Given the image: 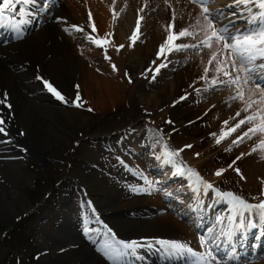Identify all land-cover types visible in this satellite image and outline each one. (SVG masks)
I'll return each mask as SVG.
<instances>
[{"label":"rangeland","instance_id":"374dc122","mask_svg":"<svg viewBox=\"0 0 264 264\" xmlns=\"http://www.w3.org/2000/svg\"><path fill=\"white\" fill-rule=\"evenodd\" d=\"M118 1L126 3L121 7L122 13L118 15L120 23L124 28L133 30L136 22L124 24L125 16L127 10L132 7L129 21H137L143 0ZM145 1L152 9L156 4L161 13L152 12L150 17L142 20L145 35L142 34L136 45L126 51L123 73L134 80L135 86H117L112 79L110 91L113 97H106L102 92L100 100L98 92L95 91L89 95L97 101L87 100V91H82L85 88L82 86L86 74L91 67L99 64V71L95 73L100 76L101 62H106L103 58L98 61L85 60L84 55L79 54L72 43L70 51L82 58L81 66L68 61L69 46L64 50L59 49L56 42H50L52 51L47 54L45 60L48 73L46 72L47 76L44 78L47 82L60 86L68 94V102L65 105L51 101L48 96L34 94L33 90H40V84L43 85L44 81L36 80L38 73L24 58L13 50L9 52L12 56L7 64L13 66L12 72L16 74V80L14 84L6 80L2 86L12 95L10 103L14 108L11 113L16 128L11 130L5 127L8 138L7 135H0L3 139L0 142L3 145L0 153L5 156L0 157V264H60L67 252L78 251L84 246L85 254L72 264H103L95 258L96 254L105 259L95 247L75 243V240L81 238L76 233L77 225L95 216L89 213L85 206L87 198H92L94 206L98 207L101 214L109 217L124 237L134 235L147 239L181 241V236L188 230L200 238L201 235L197 232L199 228H194L191 223L189 225L187 218L182 220L175 215L184 205L174 198L178 197L177 194L174 195L177 188L164 190L167 187H162L158 190L160 185L153 180L152 164L160 161L157 157H161L164 151L162 135L157 130L161 131L166 125V131L171 134V137L167 136L172 140V146L178 150L183 149L178 160L185 164L189 155L198 153L197 159H201V165L194 171L206 180L218 179L212 181L216 189L221 192H233L253 204L258 203L259 199H264L261 195L264 190L262 181L248 180L246 176L241 179V175L235 171L238 168L243 175L247 169V159L255 156L260 158L259 151L245 153L244 157V143L236 146L224 140L217 145L212 136V133H217L218 126V123L214 122H221L226 114L237 112L243 105L231 102V106L221 104L220 108L216 105L204 111L203 100L192 98L188 103H184L187 99L180 100L188 93L195 96L196 89H199L195 87L205 84L200 80L204 68L199 70V67H205V64L196 62V50L189 49L187 52L169 55V71L162 70V77L155 82L139 77L142 73H147V68L156 60L159 46L167 35L165 28L172 22L173 13L177 15L175 30H178L189 22V9L193 8L191 21L197 10L195 4H189L188 1L182 4H179L180 0L167 3L165 0ZM168 5L172 7L169 8ZM117 28L118 25L116 32L119 36L120 30L117 31ZM181 42L184 41H179ZM186 42L195 43L191 40ZM205 52L203 50L200 54H207ZM5 57L7 59V55ZM37 57L44 59L40 50ZM90 57L96 58L98 55L90 54ZM54 59L63 61L62 69L54 66ZM75 60L79 61L77 57ZM50 63L52 67L49 66ZM107 66L106 63V70ZM212 74L209 73L210 76ZM176 76L180 77V80L177 81ZM188 84H193L189 90ZM99 89L100 87H95L94 90ZM77 92L83 102L82 108L75 107L72 103ZM29 96H34L37 101L29 100ZM17 99L20 101H16ZM214 100L215 93L209 94L206 99L208 102ZM89 108L93 111H88ZM205 112L206 115L212 116L204 119L203 124L194 122ZM167 119H170L171 123L166 124ZM116 131L119 132L112 136L111 133ZM234 136L237 134L231 137ZM7 139L14 142L6 144ZM165 144L166 147L169 146L166 142ZM186 145H191V148H185ZM130 163L132 167L128 165ZM218 169L226 171L217 177L214 173ZM140 173L152 182V192L156 193V199L167 207L168 213H164L166 209L163 207L159 213L153 210L155 199L144 200L148 194H137L129 190V185L149 187L139 178ZM170 190H173L172 193ZM35 200L39 202L37 207L33 206ZM176 205L178 206L174 208ZM220 211L218 209V214ZM184 212L188 214L187 206L184 207ZM162 213L172 216V222L178 223V227L162 224L143 227L145 221L153 220L152 214H157L158 219L164 216ZM27 215L30 216L24 218ZM19 218L25 221L18 223ZM87 222L91 226L92 219ZM138 227H141L140 230H137ZM83 230L88 231L91 228L84 227ZM100 234L98 231L97 235ZM71 238L74 244H69ZM187 239L191 238L182 236V242ZM247 264H264V255Z\"/></svg>","mask_w":264,"mask_h":264},{"label":"snow or ice","instance_id":"6c2138e0","mask_svg":"<svg viewBox=\"0 0 264 264\" xmlns=\"http://www.w3.org/2000/svg\"><path fill=\"white\" fill-rule=\"evenodd\" d=\"M190 2L199 5L200 17L197 18L194 26L190 25L175 30L177 15L175 12L173 13L172 22L165 28L166 38L159 46L156 60L152 62L155 67L148 70L151 73L150 79L154 81L161 69L168 66L169 55L187 52L189 49L196 50L197 54L207 50L209 58L203 69V75L200 77V80L206 84L203 91L221 90L222 88L234 89L235 94L229 100L243 105L232 117V120L236 121L234 124L229 126V121H225L219 135L212 133L216 144H221L225 139L244 128L242 133L232 140V144L239 146L245 140L259 138V143L252 151H259L260 158L264 160V83H262L264 82V0H232L231 6L239 9L241 17H247L248 28L245 31L239 29L230 31L227 25L214 23L213 13L209 7L210 4L214 3V0H190ZM168 6L169 8L172 7L171 5ZM39 7H41L39 0H0V28L9 29L22 39L23 28L36 19L38 14L36 9ZM117 16L118 14L114 12L113 21L117 19ZM142 19L143 17H139L136 21V28L129 37V47H134L142 36L140 30ZM89 20L92 21L91 13H89ZM90 26L92 33H95L97 31L95 23L92 22ZM76 30L84 31L78 26ZM107 35L111 36L112 34ZM86 39L104 50L105 59H111L107 54V47L112 44V41L107 36L101 38L87 34ZM189 40L195 41V43L186 42ZM177 41L184 42L177 43ZM122 48L124 45L117 47L116 51L119 52ZM157 61L161 62L157 64ZM112 67L115 71L116 66L113 64ZM210 72L213 73L211 76L209 75ZM37 79L42 78L37 77ZM129 83H132L130 78ZM44 84L57 100L64 103L68 102L50 83L44 81ZM196 91L200 92L201 90L196 89ZM184 99L187 97L182 96L180 98V100ZM72 103L75 107H83L78 92L75 101ZM0 105L11 107L7 104L6 95L0 96ZM88 111H93V109L89 108ZM242 113L245 114L243 117H241ZM4 124V119L0 118V134L7 135L3 127ZM185 148H191V145H186ZM180 151L183 149L175 152L165 151L164 153L167 162L176 165L174 174L185 176L192 181L190 187L196 193L201 190L205 195L209 191L213 192L218 202L226 204L227 215L217 216L214 226L210 227L206 234L200 236L201 250L199 251L193 249L189 243L182 241L156 239L154 241L133 240L124 242L115 240L113 237L114 243L104 245L105 255L113 261V264H127L126 258L128 257L135 260L142 259L138 254L142 248L158 250L169 261L182 260L184 264H222L221 259L215 254L221 248L222 243L234 248L232 241L238 233L242 234L245 229L254 228L257 222L264 223V199L254 198L259 199V202L253 204L233 192H221L213 184L204 181L198 172L177 164L174 158L179 156ZM159 158L157 157V159ZM224 171L226 170L218 169L214 175L219 177ZM235 171L241 175V179H244L238 168ZM139 178L144 180L149 187L140 188L129 185V190L137 194L150 195L154 190L152 182L148 181L142 173L139 174ZM261 195L264 196V190H262Z\"/></svg>","mask_w":264,"mask_h":264},{"label":"bare ground","instance_id":"6f19581e","mask_svg":"<svg viewBox=\"0 0 264 264\" xmlns=\"http://www.w3.org/2000/svg\"><path fill=\"white\" fill-rule=\"evenodd\" d=\"M176 0H167V2H173ZM61 3H64L62 8L57 12L58 13V17H62L65 21V23L71 27H80L83 28L84 31L81 32L79 31V35H82L85 39H86V35L88 33H90V31L92 32L91 26L90 24L92 22L95 23L96 29L97 31L95 33H93V35L99 36L101 38H104L107 36L108 39H110L112 41L111 46L113 47H119L121 45V42H124L125 38H124V33L123 30H120V28H123L122 26L117 28V31L120 30V38L117 35V37L115 38L112 34V32L116 33V26H115V21H113V13L118 9L121 8L124 4L126 3H121L118 0H104V4H106V6H104V4L102 2H100L99 0H61ZM222 3V0H216L215 2V6H211V11L213 13V19H214V23L217 24H221V25H227L230 29V31H235L237 29L241 30L245 27L246 23H242V25H235V19L231 18L232 13L234 12L233 10H229L227 9V6L225 7H220V4ZM47 7V6H46ZM227 10H229L227 12ZM132 12V11H131ZM131 12H127L126 16H125V22L127 23L130 19V13ZM89 13H91L92 16V21L89 20ZM120 13H118L119 15ZM80 16V17H78ZM81 19V20H80ZM243 19V18H241ZM114 22V23H113ZM201 22L203 23V20H201ZM124 23V24H126ZM84 25L87 27H84ZM54 24H49L46 27H42L37 33L33 34L32 37L30 38H26L24 41H21L17 44L15 43H10L8 45V47H2L0 46V50H7L10 47H13V49H17L18 53L20 54V56L25 57L26 61H30L33 64L35 63H39L38 67L34 68L36 69L40 75L42 77H45L46 72L48 73V69L46 67L45 64V60L47 57V54L49 52L52 51V48H50V42L53 40L55 41V39L57 38L58 40L63 38L62 42H60L62 45L64 44V42L67 40L68 38L65 36L63 30L60 29L59 32H57V29L54 28ZM51 27V28H50ZM51 30H48V29ZM248 26L245 27V29H247ZM244 29V30H245ZM61 32V34H60ZM55 33V37L52 38V36H54ZM107 34H112L111 36H108ZM62 35V36H61ZM32 40V41H31ZM66 45L69 46V54L68 55V61L69 62H73V63H78L79 66L82 65L83 62H81L79 56L76 55V53L74 54L72 52L71 49V45L69 43H67ZM76 50L79 54H94V55H98L101 59L103 58V60L108 64L107 66V70L104 68L106 66V63L101 62V75H97L95 72L99 71L97 69H99L98 66L96 67H91L90 70L88 71V73L86 74L85 80H84V86H82V91L86 90L88 93H93L95 91H97V95L98 98L101 100L102 97L101 93L103 92L105 94L106 97H113V93L110 91L111 88V84H112V79L115 81V83H117V86L121 85H128L129 84V79L127 78V76L125 75V73H123V69L125 67V61H126V52H116L115 50H110L109 52H107L108 56L111 57L110 60L105 59V54L104 51L100 50H95L93 46H88L86 43H76ZM93 49V50H92ZM38 50L41 51V55L44 56V59L42 60L41 57H37L38 54ZM100 52V53H99ZM75 57L78 58L79 61L75 60ZM204 60H207V57H204ZM54 62V66H56L57 69H62V65H63V61H56V59L53 60ZM158 63V61H157ZM116 66V70H113L112 65ZM51 65V63L49 64V66ZM48 66V65H47ZM52 67V66H50ZM85 76V75H84ZM121 77H123L124 79H122ZM175 79L178 81L180 80V77H175ZM8 80L11 83H15L16 80V74L11 72L5 65V62L0 59V89H3L2 87V83L4 85V82ZM173 83H175V81H173ZM135 86V84H133ZM95 87H100L99 90H94ZM108 89H105V88ZM206 87V85H202L200 86V92H198V94L196 95L198 98H203V96H205L206 94H210V91H203V89ZM235 94V90H225L224 92H222L221 94L218 95L217 99H219V105L218 108H220L221 104H227L230 105L231 101L229 100V98ZM91 97V96H90ZM216 102L211 101L209 103H204V110L206 111L207 109H209L208 107L212 104ZM1 109V108H0ZM232 109V108H231ZM240 110V109H239ZM238 110V111H239ZM6 112V111H4ZM1 115L6 118V115L1 112ZM234 112L233 114H226L224 119H222L221 122L218 121L219 126L217 128V134L219 135L221 128L224 127V122L225 121H229V126H231L232 124H234L236 121L232 120V117L235 116ZM212 116V115H211ZM208 118V117H206ZM238 119V118H237ZM7 126L9 129L14 130V125L12 123V121L10 119L7 120ZM246 127V126H245ZM244 130V128H242L239 132H237V136H239L242 131ZM235 135V133L233 134ZM232 135V136H233ZM237 136L234 137H229L226 140L227 143H231L233 139H235ZM2 138L0 137V142H2ZM248 142V143H246ZM244 143V147H242V153L245 157V153H255L252 151V149L259 143V138H253L252 140H245ZM227 145V144H226ZM3 147V145L0 144V148ZM257 154V153H256ZM0 157H5L2 153H0ZM198 156L192 155L187 158V163L185 164H179L182 167H187L190 168L192 170L196 169L197 166L200 167L201 162H200V158L197 159ZM197 159V160H196ZM247 166V169L245 171V173H243L242 176H246L248 177V180H258V181H262L264 183V160H262L261 158L255 156V157H249L247 159V162L245 164ZM162 167H165L166 170H169V173L165 174V178L167 180H172L173 182L171 183V189L173 188H177V190H182L183 188H186V190L188 192H185V195H191V193H195L192 190V187H190V185L192 184V182L189 183V179H187L185 177L184 181H182L183 183L186 184H181L180 182L177 183L178 181L175 180V178L179 177L180 175H176L174 174L176 171V165H172V164H163L161 165ZM175 170V171H174ZM0 172H2L0 170ZM224 174V173H223ZM222 174V175H223ZM201 176V175H200ZM214 180H218V179H209L207 180V182L212 183L215 185ZM247 180V182H248ZM166 183V181H161ZM189 183V184H187ZM153 195H149L147 196V198H145L144 200L146 201H151V198ZM182 199V198H181ZM184 199V198H183ZM179 200V199H178ZM156 201V207H152L153 210L157 211L159 213V211L162 209H166L165 206L160 203L157 199H155ZM217 198L215 197V194L213 193H209L207 195H205L203 193V191L201 190L199 193H197V196H195V198H187L185 200V205H189L190 209L192 211H194L195 215H193V217L195 218V221L197 220L196 218L199 217V220H201L202 216L205 217V220L203 221V224H207L209 223V217L214 216L215 212L220 208L219 203H217ZM162 209V210H163ZM223 210V209H222ZM226 210V209H225ZM222 211L221 215H223L225 212ZM157 214H152V218L153 220H147L145 221V223L143 224V227H146L147 225H159L162 224L163 226H169V225H174L176 227H178V223H174L172 221H174V218L172 216H168V214H163L164 216H161L160 218H156ZM177 215V214H175ZM220 215V216H221ZM227 215V211L226 214ZM178 216V215H177ZM179 217V216H178ZM180 218V217H179ZM181 219V218H180ZM208 219V222H207ZM200 222V221H199ZM215 224V221H214ZM181 226V225H180ZM214 225H212L213 227ZM142 227V229H143ZM141 227H138L137 230H140ZM210 228V227H209ZM208 228V229H209ZM255 232V233H254ZM242 235V243L236 246L239 251L241 252L240 255H242L244 259L249 258L251 255L249 253L250 249L249 247L251 246L250 242H249V238L251 236H255L256 240H254V242L252 243V250L258 249L260 247V249H262V251H264V223L261 222H257L256 223V227L255 228H250V229H246L243 231ZM182 236H186V237H190L191 239H187L185 240L187 243H189L190 245H192L193 248H196L197 251L201 250L200 249V244H199V238L195 237L193 235L192 232H189L188 230L185 231V234H183ZM182 236L180 238L181 241L182 240ZM132 240H137V237H135L134 235L131 236ZM99 240H97L96 242L98 243ZM76 244H85L82 239L80 238V240H75ZM89 243V242H88ZM69 244H74V240L71 238V240H69ZM226 244L223 243V246H225ZM99 247H101L100 244H98ZM227 248V246H226ZM86 247H80V249L78 251H74V250H70L69 252L66 253V255L62 258V260H60V264H72L74 263V261L79 260L81 258V256H83L85 254ZM238 251V252H239ZM233 253V252H232ZM261 254V253H260ZM95 258H98L100 262H102L103 264H108L107 263V256L105 255V261L103 259H101L99 256H97L95 254ZM221 259V261H226L223 262V264H231L235 263L234 258L233 257H218ZM229 261V262H227ZM248 261L245 262V264ZM111 264V261L109 262ZM157 264V263H155Z\"/></svg>","mask_w":264,"mask_h":264}]
</instances>
